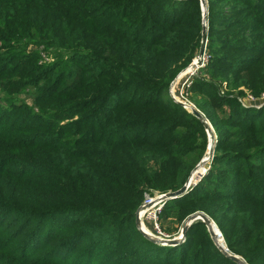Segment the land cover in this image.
I'll list each match as a JSON object with an SVG mask.
<instances>
[{"label":"trees","instance_id":"obj_1","mask_svg":"<svg viewBox=\"0 0 264 264\" xmlns=\"http://www.w3.org/2000/svg\"><path fill=\"white\" fill-rule=\"evenodd\" d=\"M208 4L210 57L186 89L219 141L162 217L206 213L264 264V106L222 92L264 93V0ZM203 23L199 0H0V264H237L200 221L171 247L136 225L145 191L181 189L207 150L170 94Z\"/></svg>","mask_w":264,"mask_h":264},{"label":"rangeland","instance_id":"obj_2","mask_svg":"<svg viewBox=\"0 0 264 264\" xmlns=\"http://www.w3.org/2000/svg\"><path fill=\"white\" fill-rule=\"evenodd\" d=\"M199 1H200L201 9H203L202 8L203 7L202 6V1L201 0H199ZM208 5H209L208 2H206V6H205L206 7V17H208ZM206 26H207V29H209L208 18H207ZM207 35H208V33H207ZM201 44H202V40L200 42V48H201ZM208 44H209V39H207V47L205 49V52L207 53V58H205V62H204L205 64L203 65V60H202L201 66L197 69L196 74H194L195 73L194 71L192 73H187V71L191 68V66H193L195 64V62H196V60H197V58H198V56L200 54V52H199L200 48L198 50V53H197L196 57L193 59L192 63L188 67L183 69L184 72H182L176 78V80L178 79V82L175 84L176 80H174V82H172V84L170 86L171 87L170 94H171L173 99L175 98L178 102H180L182 104H185L183 107H185L190 113H192V110H194V109L199 111L201 114L204 115L205 120L211 126V129H212V130H210L211 135L208 134V129L205 127L206 128L207 139H208L207 148H208V146H210L209 144H211L212 142L216 146V144L219 141L218 135L215 132V129H214L213 125L211 124V122L208 121V119L205 116V114L203 112H201V110L199 109V104L198 103L201 102V99H200L201 97H196V96L192 95L191 93L188 92L187 89L189 88L188 84H190V80L192 78H194L195 76H197L198 72H201L202 70H204V67L207 64V60H209L210 55H209V52H208L209 51L208 50ZM30 49L33 50L34 47H31ZM43 60L44 61H49V55L45 51L43 52ZM186 82H187V84H185ZM223 85L225 86L224 88H222L223 89L222 92L224 94H226V95L227 94L237 95L238 101H240L241 103H245L246 105H252V106L254 105V107L249 106L250 109H260V108H262L264 106V93L262 95H260L259 97H256L255 95H252L251 92L248 89H246L245 87H241V88L237 89L236 91H234L233 89H231V88H229L227 86L226 81H223ZM238 91H240V92L242 91L244 94L240 95ZM181 94L183 95L184 98H182ZM23 98H25V97H23ZM175 99H174V101H175ZM28 101H29L30 104L32 103V99L28 98ZM206 151L203 154V156H202V151L196 150L195 152L187 155V157H186V161L185 162H187L191 167H193L191 169V171L189 172L190 175H189L188 179L186 180V183L191 181V180H192V182H194L196 180L197 183L194 184L193 187L198 185L203 180V178L207 174L208 170L211 168V164H212L214 158L210 159L208 162H206L203 165V167L200 168L202 160L205 159V157H206V153H207ZM213 156H214V153H213ZM186 183L184 184V186L186 185ZM145 192L146 193H145L144 202L146 200H148V199H151L154 196L165 195V194L168 195L169 192H172V191L169 190V192H163V191H159V190H146ZM187 193H186V195H187ZM163 211H164V209L161 212L155 211V210H152L150 212H146L143 215L142 221L139 222V225L137 226L139 231L142 232V227H143V229H145L146 232L148 233V235L151 236V237H156V238L158 237L159 238V236H162L161 234L158 233V231L156 230V227L154 226L155 223H154V218L153 217H154V214L156 213L157 217H158L157 224H158V226H160V229H161L162 233H164L166 236H168V239L178 238L182 234V229L184 227L183 226L184 223L187 222V219L190 216L194 215V214H192V215L188 216L187 219L181 225H179V223L176 221V219L171 217L172 215H170L167 218L166 217L163 218L162 217L163 216ZM198 213L206 214V213H203V212H196L195 214H198ZM208 218L216 226L217 232L222 235V237H223L222 240H223V242H225L223 233L220 231L218 225H216V223L214 222V220L212 218H210V216H208ZM207 230L209 232L208 227H207ZM209 234H210V232H209ZM185 241H186V238L184 239V242L182 244H184ZM225 244H226V242H225ZM226 247H227V245H226ZM228 250H229V248H228ZM239 258L246 262V260L243 259L241 256Z\"/></svg>","mask_w":264,"mask_h":264},{"label":"water","instance_id":"obj_3","mask_svg":"<svg viewBox=\"0 0 264 264\" xmlns=\"http://www.w3.org/2000/svg\"><path fill=\"white\" fill-rule=\"evenodd\" d=\"M202 1V17H204V24H203V31H202V35H203V38H202V44H201V48H200V54L198 56V58L200 59L199 61L201 62L204 55L206 54L205 52V49L207 47V39H208V35H207V26H206V22H207V17H206V0H201ZM199 62V63H200ZM176 80V79H175ZM174 82V81H173ZM175 99V98H174ZM175 101L177 103H179L180 105L184 106L185 104H182L180 102H178L176 99ZM192 114H194L200 121H203L205 127L208 129V134L211 135L210 133V130L211 129V126L209 125V123L205 120L204 118V115L201 114L199 111H197L196 109L192 110ZM210 145V144H209ZM213 146L215 147V145L213 144ZM214 147L212 149L209 150V156H210V159H213L214 156H213V153H214ZM209 149V146L207 148V151ZM206 151V152H207ZM205 163V160L203 159L202 162H201V167H203ZM192 182L189 181L186 183V185L184 187H182L181 189L177 190V191H174V192H169V194L167 195V200L169 201L170 199H176V198H180V197H183L184 195H186V193L188 192V187H189V184ZM137 216H138V212H137ZM202 222L204 223L205 225H207L208 229H209V232H210V235L212 237V240L216 243V245L218 246V248L220 249V251L222 253H224L228 258L232 259L235 263L237 264H247L245 261H243L242 259H240L238 256L236 255H233L229 252L228 248L226 247V249L223 247H221L217 242H216V237L222 239V235L221 234H217V229H216V226L212 223V221L208 218V216L206 214H201V213H198V214H194L192 216H190L188 219H187V222L184 223V227L182 229V234H181V237L179 238H174V239H170V240H166V241H163L159 238H156V237H151L145 233H143V235L148 239L150 240L151 242H154L156 244H159V245H162V246H179L181 245V240L180 239H183V238H186L187 236V231L190 229L191 225L194 224L195 222ZM136 225L138 226L139 225V219L138 217L136 218Z\"/></svg>","mask_w":264,"mask_h":264},{"label":"built area","instance_id":"obj_4","mask_svg":"<svg viewBox=\"0 0 264 264\" xmlns=\"http://www.w3.org/2000/svg\"><path fill=\"white\" fill-rule=\"evenodd\" d=\"M206 2H208V0ZM205 58H207V53L204 55V57L202 59L203 60V65L205 64L204 63L205 62ZM197 69L194 71L195 72L194 74H196ZM187 82L185 84H187ZM181 96H182V98H184L182 94H181ZM244 105L247 106V107L252 106V105H246L245 103H244ZM252 107H254V105ZM196 183H197L196 180L194 182H191L189 184L188 190L191 189L193 187V185L196 184ZM167 202H168V200H167V194H165V195H159V196H154L151 199L146 200L141 205V207L139 208V211H138V216L137 217L139 219V222L142 221L143 215L146 212H150L152 210L161 212L163 210L162 208L166 205ZM153 218H154V223H155L154 226L156 227V230L158 231L159 234L162 235V236H159V239H161L163 241L170 240V239H168V236H166L164 233H162V231L160 229V226H158V224H157L158 217H157V214L156 213L154 214V217ZM142 232L148 235V233L146 232L145 229H143V227H142ZM180 237H181V235H180ZM184 239L185 238L180 239L181 240V243L184 242Z\"/></svg>","mask_w":264,"mask_h":264},{"label":"bare ground","instance_id":"obj_5","mask_svg":"<svg viewBox=\"0 0 264 264\" xmlns=\"http://www.w3.org/2000/svg\"><path fill=\"white\" fill-rule=\"evenodd\" d=\"M200 59L199 58H197V60H196V62H195V64L193 65V66H191V68L187 71V73H192L193 71H195L197 68H199L200 66H201V63H202V61L200 62L199 61ZM200 62V63H199ZM184 72V71H183ZM178 82V79L176 80V82H175V84ZM214 146H213V142L210 144V146H209V149H208V151H207V153H206V157H205V163L206 162H208L209 160H210V156H209V150L210 149H212ZM204 163V164H205ZM217 234H218V232H217ZM223 238V237H222ZM216 242L223 248H225L226 249V244H225V242H223V240L222 239H220V238H218V237H216Z\"/></svg>","mask_w":264,"mask_h":264}]
</instances>
